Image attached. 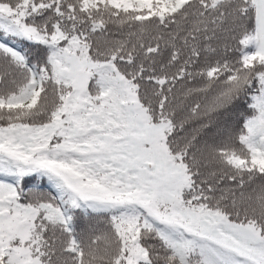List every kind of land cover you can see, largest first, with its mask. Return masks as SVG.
<instances>
[{"label":"snow or ice","instance_id":"1","mask_svg":"<svg viewBox=\"0 0 264 264\" xmlns=\"http://www.w3.org/2000/svg\"><path fill=\"white\" fill-rule=\"evenodd\" d=\"M0 264H264V0H0Z\"/></svg>","mask_w":264,"mask_h":264}]
</instances>
